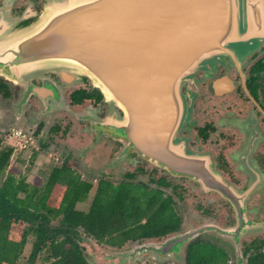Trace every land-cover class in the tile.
<instances>
[{
  "label": "flooded vegetation",
  "instance_id": "af4514ba",
  "mask_svg": "<svg viewBox=\"0 0 264 264\" xmlns=\"http://www.w3.org/2000/svg\"><path fill=\"white\" fill-rule=\"evenodd\" d=\"M46 3L0 0V71L15 79L0 74L4 111L10 113V106L21 117L33 119L38 102L47 109L59 92L69 108L81 110L88 123L69 117L78 126L81 142L63 144L66 156L77 157L85 173L100 172L96 185L110 184L147 199L158 196L170 204L175 228L143 242L166 240L194 213L211 220L204 224L206 230L224 227L232 238L238 233L232 228L239 224L237 217L238 230L254 227L264 232V41L240 61L225 56L224 61L182 73L175 86V121L169 130L168 120L162 122L161 98L158 108L153 107L150 96L135 97L130 90L125 94L117 80L111 94L87 75L66 87L55 81L53 73L40 76L38 62L17 58L19 44L34 30ZM38 119L34 130L46 123L45 118ZM87 124L88 132L81 131ZM91 139L95 144L89 146ZM169 156L181 161L178 172L167 168ZM70 160L60 165L71 170ZM106 166L115 172L103 170ZM104 175L118 181L111 183L102 179ZM80 176L88 182L83 173ZM152 210V205L147 207V215ZM195 238L216 244L214 237ZM263 241L244 246L240 241L245 260L251 252H264Z\"/></svg>",
  "mask_w": 264,
  "mask_h": 264
},
{
  "label": "water",
  "instance_id": "95a60500",
  "mask_svg": "<svg viewBox=\"0 0 264 264\" xmlns=\"http://www.w3.org/2000/svg\"><path fill=\"white\" fill-rule=\"evenodd\" d=\"M33 31L16 55L21 62H38L40 76L53 73L55 81L69 87L87 75L111 94L117 80L125 94L145 93L157 108L161 98L162 122L168 120L171 130L178 77L225 56L240 61L254 51L264 41V0H47ZM58 97L51 109L64 104L60 92ZM165 162L173 172L181 167L175 157ZM237 218L233 228L239 232ZM203 230L201 225L158 244H134L126 254L133 260L144 251L181 256L184 244ZM212 231L229 235L226 229Z\"/></svg>",
  "mask_w": 264,
  "mask_h": 264
},
{
  "label": "trees",
  "instance_id": "16d2710c",
  "mask_svg": "<svg viewBox=\"0 0 264 264\" xmlns=\"http://www.w3.org/2000/svg\"><path fill=\"white\" fill-rule=\"evenodd\" d=\"M11 150L0 146V175ZM90 188L89 182L80 180L66 165L53 167L43 183L37 176L27 183L19 169L10 167L0 180V264H16L29 235L33 236L29 262L44 251L46 264H88L80 244L84 239L121 247L128 240L175 228L167 200L139 197L110 184L98 183L88 208L76 209L75 203ZM184 264H228L227 254L209 241L193 238L185 246ZM245 264H264V252H251Z\"/></svg>",
  "mask_w": 264,
  "mask_h": 264
},
{
  "label": "rangeland",
  "instance_id": "374dc122",
  "mask_svg": "<svg viewBox=\"0 0 264 264\" xmlns=\"http://www.w3.org/2000/svg\"><path fill=\"white\" fill-rule=\"evenodd\" d=\"M222 61H224V59ZM19 98L18 94L15 99L13 98L12 103L14 101H18ZM61 99L64 104L54 109H51L50 107L44 109L40 102H38L40 108L37 110V113L34 114L33 119H29L26 115V117H21L15 109L12 111L10 106V113L4 111V109L0 106V146H9L12 148L11 154L8 158V164L0 175V180L10 167H16L19 169L20 174L24 176L25 182L30 183L33 178L37 176L41 179V183H43L53 167H58L64 159L65 161H67V159H72L69 162L71 171L78 175V177H81L80 175L83 173L82 178L91 184V188L88 190L85 198L82 201L75 203L74 206L76 209L85 211L88 208L94 193L96 182L101 178L99 176L100 172H98V175L93 172L85 173L77 157L71 155L66 156L67 151L65 150L66 148L63 144L71 146L81 142V137L79 138L78 126L73 124L69 117L79 124L84 123L86 120L82 119V114L78 115V113H82L81 110H73L67 106L62 94ZM25 108L26 107L23 106L24 111ZM37 117L45 118L46 123L34 130L36 125L35 123L39 121ZM53 127H55L53 130H49V128ZM88 130V124L86 127L81 128V131L88 132ZM49 136L54 138L51 137L52 139H49ZM88 141L89 140H87L85 144H87ZM92 144H95V142L91 139L89 146ZM103 170L115 172L114 168L107 166L103 167ZM17 174L18 173L15 175L18 176ZM102 179H106L111 183H116L118 181L115 177L108 175H104ZM210 221L211 220L207 217L199 214H188L182 227L173 234L194 229L204 225L205 223H210ZM51 223L54 224L55 221H52ZM256 224L257 223L253 226H256ZM233 227L234 226H232V228ZM253 228L254 227L239 231L235 237L236 239L232 238L230 235L221 236L212 231V229L203 230L199 232L198 235L205 239L214 237L216 243L215 245L226 251L227 263L240 264L235 261L237 251L233 241L236 240L237 247L242 255L241 243L242 246H244L250 241L254 244H258L257 241L264 240V232H262L263 229ZM221 229L226 228L223 227ZM32 240L33 236L29 235L16 264H46V261L43 259L45 255L44 251L40 252L33 262L28 261ZM143 241V239L136 241L128 240L121 247H115L109 246L103 242L97 243L94 239L88 238L84 239L80 242V244L84 249V256L88 264H184V251L181 253V256L170 253L154 254L144 251L142 254L139 253L141 255H139L135 260H133L134 258H131V256L129 258V255H127L126 252L134 244H145L146 246L150 245L149 242ZM161 242H157L155 244ZM262 249L264 250V244L262 245ZM112 252H114V254H111ZM241 264H245L244 255H242Z\"/></svg>",
  "mask_w": 264,
  "mask_h": 264
},
{
  "label": "bare ground",
  "instance_id": "6f19581e",
  "mask_svg": "<svg viewBox=\"0 0 264 264\" xmlns=\"http://www.w3.org/2000/svg\"><path fill=\"white\" fill-rule=\"evenodd\" d=\"M108 97L110 98L111 97V95L108 93Z\"/></svg>",
  "mask_w": 264,
  "mask_h": 264
}]
</instances>
